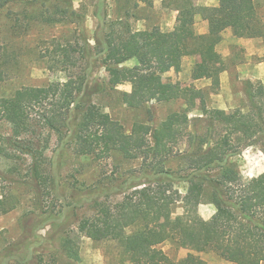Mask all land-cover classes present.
Masks as SVG:
<instances>
[{
    "label": "trees",
    "instance_id": "1",
    "mask_svg": "<svg viewBox=\"0 0 264 264\" xmlns=\"http://www.w3.org/2000/svg\"><path fill=\"white\" fill-rule=\"evenodd\" d=\"M10 1L0 0V8ZM25 1L40 4L38 19L42 23L76 22L82 26L83 17L72 0ZM94 15L93 41L99 64L108 74L107 83L112 87L128 83L131 89L123 95L134 107L153 99L181 100L185 107L168 114L155 128L134 122L127 133L119 121L93 102L101 85L86 81L98 58L84 31L81 49L76 50L70 42L54 43L52 65L68 70L74 80L32 87L30 103L23 101L19 90L0 97V123L8 124L11 131L4 140L30 157L33 184L41 188L47 182L41 166L47 158L43 157L50 134L55 136L58 148L67 146L77 156L102 161L119 153L135 161L136 166L119 175L122 181L116 178L107 185L96 183L90 188L85 202L95 213L81 219L87 237L117 243L121 256L118 264H123L124 258L132 259L133 264H207L198 254L205 250L235 264H263L264 172L244 179L232 159L247 146L259 145L264 153V86L245 82L248 105L254 113L241 108L227 112L206 108L205 93L195 85L164 81L159 76L171 69L178 71L184 56L197 55L192 78L209 79L211 88L217 90L224 67L216 62V46L223 39V31L230 29L237 38L264 39V22L254 0H219L217 5L182 0L177 24L170 31H118L107 20L106 0H97ZM196 15L207 21L206 32L195 31ZM133 57L138 59L136 65L123 64ZM197 101L202 114L210 117L202 133L190 126L188 111ZM175 161L176 167L172 165ZM55 166L52 160L53 169ZM56 173L52 170L53 179ZM177 181L184 182L187 189L183 211L173 217V206L181 200L174 190ZM46 187L55 197L61 196L57 181ZM199 203H212L215 213L204 219L194 208ZM152 211H162L163 221L151 224L148 212ZM249 224L257 225L261 233L248 230ZM38 238L39 242L29 243L25 252L10 246L0 264H40L42 258L37 252L44 238ZM167 240H175L179 248L187 250L186 255L175 262L161 247ZM60 246L76 264L75 240L65 236Z\"/></svg>",
    "mask_w": 264,
    "mask_h": 264
},
{
    "label": "rangeland",
    "instance_id": "2",
    "mask_svg": "<svg viewBox=\"0 0 264 264\" xmlns=\"http://www.w3.org/2000/svg\"><path fill=\"white\" fill-rule=\"evenodd\" d=\"M72 1L75 10L83 17L82 26L76 22L54 25L40 22L39 3L13 0L0 8V70L3 73V78L0 79V97L10 96L19 90L23 101L30 103L29 91L32 87L47 85L53 81L74 80L68 70L52 65L50 53L56 42H70L76 50L81 49L82 31L92 45L94 56L99 57L93 41L97 0ZM180 1L182 0H151V3H145L139 0H106L107 20L118 31L152 28L170 31L177 24ZM197 1L193 0L195 4ZM255 1L258 14L264 22V0ZM207 27V21L197 15L195 31L204 33ZM222 35L227 43L219 45L216 51V62L224 67L217 90L211 88L209 79L192 78L197 55L184 56L178 71L171 69L159 76L164 81L193 84L200 88L205 93V106L208 109L230 112L241 108L245 112L254 113L248 105L245 82L251 81L253 86H264V39H245L238 43L230 40V29H225ZM137 63L138 59L133 57L123 64L133 66ZM72 71L78 73L76 68H72ZM107 79L108 74L99 64V58L94 60L93 71L86 82L99 83L101 90L94 94L93 102L119 121L127 133L131 131L134 122L146 123L155 128L168 114L182 111L185 107L181 100L160 102L155 99L134 107L123 95L124 91H130L131 86L124 83L112 87ZM188 112L190 126L197 132H205L210 117L202 114L200 102L197 101ZM10 135L9 125L0 123V260L10 246L25 252L27 245L35 240L38 243V235H41L44 240L37 252L42 258L40 264H72L60 246V240L65 236L75 240L78 256L76 264H118L121 256L117 243L90 239L84 234L81 219L95 213V209L85 202L90 196L89 189L96 183L100 186L107 185V181L116 178L122 181L124 178L119 175H125L128 169L136 166V162L124 159L119 153L102 161H96L90 156H77L67 146L58 148L55 136L50 134L48 140L43 138L46 140L43 158H47L42 160L41 166L47 182L38 188L32 182L30 157L4 140V136ZM11 141L15 139L12 138ZM3 154L7 156L3 157ZM52 160L56 164L54 169L57 170L54 179L51 175L54 170ZM232 161L244 179L264 171V153L259 145L244 147ZM172 165L176 167L178 161L172 162ZM52 180L59 184V197H55L46 187ZM186 189L184 182L174 183V190L180 194L181 201ZM182 211V203L177 202L173 206L172 216ZM148 217L151 224L163 221L162 211L148 212ZM39 220L44 221V224H39ZM247 229L261 233V229L255 224H249ZM161 247L175 262L187 253L186 249L178 247L175 240H167ZM198 254L207 264H235L224 260L212 250ZM123 261V264H133V260L129 258H124Z\"/></svg>",
    "mask_w": 264,
    "mask_h": 264
},
{
    "label": "crops",
    "instance_id": "3",
    "mask_svg": "<svg viewBox=\"0 0 264 264\" xmlns=\"http://www.w3.org/2000/svg\"><path fill=\"white\" fill-rule=\"evenodd\" d=\"M254 2L256 3L255 0H254ZM217 3H218V0H198L196 2L197 5H217ZM195 18H197V15L195 16ZM231 35H232V32H231ZM245 39L247 40V39H255V38H237V37H234L233 35L230 37V40H232V41L235 40L238 43L243 42V40H245ZM223 43H227V41H225L224 39H222L220 41V43H218V45L216 46V51L218 50V46L221 45V44H223ZM179 202L182 203V208H183V204H184L183 203V200L182 201L180 200ZM194 208L197 211V213L201 217H203L204 219L210 218L215 213V211H216V208H215V206L212 203H199V204H196Z\"/></svg>",
    "mask_w": 264,
    "mask_h": 264
}]
</instances>
